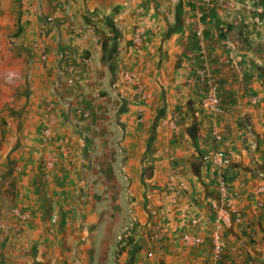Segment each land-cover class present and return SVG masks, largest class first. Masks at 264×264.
Segmentation results:
<instances>
[{"label":"crops","instance_id":"1","mask_svg":"<svg viewBox=\"0 0 264 264\" xmlns=\"http://www.w3.org/2000/svg\"><path fill=\"white\" fill-rule=\"evenodd\" d=\"M53 3L54 125L0 169V264H264V0Z\"/></svg>","mask_w":264,"mask_h":264},{"label":"rangeland","instance_id":"2","mask_svg":"<svg viewBox=\"0 0 264 264\" xmlns=\"http://www.w3.org/2000/svg\"><path fill=\"white\" fill-rule=\"evenodd\" d=\"M53 1L55 0H0L1 170L3 167L11 170L18 167L16 161L23 156L21 151L27 132L35 124L42 122V116L47 117V128L54 125L52 117L47 114L54 108L50 104L49 90L53 86V73L57 70L54 67L57 68L60 64L45 50L43 42L45 32L42 30V22H54L53 10L45 11L40 8L42 4L52 6ZM51 159L53 160L47 157L39 160V166L53 168L56 162L53 160V165L49 166ZM124 204L127 213L132 215L133 201L128 200ZM12 214L22 221L33 218L29 211L16 206L12 207ZM50 222L57 224L59 217H51ZM130 238L127 237L128 240Z\"/></svg>","mask_w":264,"mask_h":264},{"label":"built area","instance_id":"3","mask_svg":"<svg viewBox=\"0 0 264 264\" xmlns=\"http://www.w3.org/2000/svg\"><path fill=\"white\" fill-rule=\"evenodd\" d=\"M203 105L209 108L215 115H219L223 112L224 108L221 105V100L218 94V89L214 87L210 93L204 98ZM215 167L219 170V177L221 183V192L224 198H227V181L224 175V170L231 164V156L222 150L217 151L211 159ZM49 166L53 165V160L48 162ZM25 216V215H24ZM227 219L225 216L223 217ZM183 240L190 242L191 244H200L203 241V237L200 235H193L191 233H185ZM214 244L218 251H221L224 247L222 239L219 235L214 236Z\"/></svg>","mask_w":264,"mask_h":264}]
</instances>
